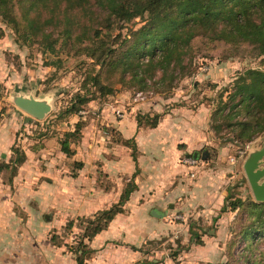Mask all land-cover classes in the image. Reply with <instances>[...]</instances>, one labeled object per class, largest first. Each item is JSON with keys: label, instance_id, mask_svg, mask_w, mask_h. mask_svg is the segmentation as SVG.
I'll return each instance as SVG.
<instances>
[{"label": "rangeland", "instance_id": "obj_1", "mask_svg": "<svg viewBox=\"0 0 264 264\" xmlns=\"http://www.w3.org/2000/svg\"><path fill=\"white\" fill-rule=\"evenodd\" d=\"M140 23V20H137V26ZM125 24L113 20V27L108 29L109 23L105 22L104 29H108L113 37L117 35L118 43L121 38L129 35L132 23ZM61 44L62 38L57 42L55 51H51L38 42L24 40L14 27L0 16V121L6 119L14 121L21 135L42 136L61 133L63 135L65 128L75 125L78 119H83L86 125L82 129L89 126L93 136L98 139L96 142L98 145L93 144L97 145L95 154H91L97 164L93 166L100 167L103 160L111 163L107 173L105 168L101 167L100 180L103 184L110 185L111 178L108 179L106 175L111 174L115 179L114 185L120 188L119 193L123 189V158L125 165L128 164L129 158L133 159V147L130 146L132 141L128 142L129 145L123 143V112L125 115L140 117L146 126L153 122L157 113L160 118L161 111L170 108L171 102L183 105L189 110L205 106L209 110L208 120L212 128V116L228 100L239 71L249 66L264 68V56L258 55L252 46L243 45L236 55L231 56L228 55L230 50L223 52L222 47L208 54L197 52L190 60L189 73L178 78L175 85L165 91L157 92L153 86L136 89L129 83L117 81L115 75L110 80L115 87L112 93L103 96L96 91L93 98L78 112L58 117L57 114L70 102L73 93L83 87V80L92 67L91 58L86 54H77L73 49L69 50ZM99 67L96 65V69ZM107 75L105 70L102 71L105 82L109 81ZM84 90L85 88L82 89ZM140 91L143 97L139 96ZM17 94L45 99L51 104V110L43 118H36L15 103L14 97ZM157 100L161 103V110L153 108ZM227 110L228 108L225 111ZM218 120L222 122L223 118ZM212 130V142L205 144L209 147L203 145L198 156L200 175L194 179L201 182L199 187H202V190H199V193L191 190L189 195H186L184 183L187 180H184L183 175L184 172L190 175V172L186 170L189 165L183 158L189 153L182 152L177 157L176 172L173 176L170 165L161 166L162 171L158 172L163 179L169 180L173 177L170 183L176 179L174 183L181 185L179 192L174 194L170 190V185L164 184L165 188L162 189L164 197L160 202L153 200L161 206L165 215L161 216L160 220H155L156 222L147 223V217L151 220L155 218L148 212H142L139 200L130 203V199L125 203V211L119 213L110 224L112 226L107 235L113 238L114 242L123 243L124 238H132L138 243L136 245L142 246L143 260H147L145 264H162L166 260L167 264H227V260H232V254L240 261H244L246 255H258L255 264H264V258L261 260L259 256L264 251V233L252 241L250 246L247 245L248 241L241 237L240 229L247 222L248 211L244 208H228L221 211L223 204L218 206L217 200H213L215 198L212 197L215 194L220 195L221 192L226 193L227 187L231 186L234 197L255 198L243 164L250 151L262 146L264 132L245 143L235 140L225 144L222 142L223 137L231 136L232 133L226 127L218 134L213 128ZM93 140L95 141V138ZM24 142L26 141H21L20 144L23 145ZM247 143H250V147H247ZM90 148H93L92 145ZM138 148L137 146L139 156L141 152ZM243 149L247 151L241 152ZM80 151L82 153V148ZM147 152L152 156H162L163 153L165 154L163 158L167 156L166 150L147 149ZM143 164L151 166V162L145 159ZM139 165V162H135L131 171L124 172L127 177L124 185L137 167H140L141 172L142 167ZM72 166V169L71 166L68 167L73 172L79 169ZM180 168L185 170L181 171ZM193 197H198L199 202L191 201ZM110 200L104 199L106 202ZM64 211L66 208L55 205V200L48 201L49 225H62L57 229L66 236L68 245H72L77 243L83 234V228L78 225L81 215H72ZM70 219H74V225L71 229H66ZM191 221L201 225L202 229L208 228V233L202 236L203 244L190 243L189 248L181 249L180 243L183 245L189 243ZM145 231H148L149 235H146ZM176 249L180 252L173 258Z\"/></svg>", "mask_w": 264, "mask_h": 264}, {"label": "trees", "instance_id": "obj_2", "mask_svg": "<svg viewBox=\"0 0 264 264\" xmlns=\"http://www.w3.org/2000/svg\"><path fill=\"white\" fill-rule=\"evenodd\" d=\"M0 16L24 40L38 42L45 49L55 51L62 38L63 47L91 58L92 67L83 80V87L73 93L58 117L78 112L96 91L103 96L112 93L115 87L110 80L115 75L117 81L129 83L136 89L153 86L155 91L161 92L189 73L190 60L197 52L208 54L222 47L223 52L230 50L228 55L231 56L247 45L264 56V0H0ZM113 20L132 23L129 35L123 39L120 36L118 43L119 37H113L108 31L113 27ZM137 20L141 22L138 26ZM105 22L109 23L108 29H104ZM104 70L108 73L109 81L106 82L102 77ZM158 116L159 113L147 125H157ZM221 117L222 122L218 120ZM136 119L138 125H145L140 117ZM84 125L83 119H78L73 129L64 130L60 144L68 155L74 154L72 144L81 138ZM211 127L216 134L223 127L232 133L223 137L225 144L235 140L245 143L264 132V68L249 66L239 71L228 100L212 116ZM123 139L128 145L132 141V157L137 163L134 136H123ZM12 150L15 155L9 161H0V171L9 168L13 174L17 165L25 160L26 154L20 145H13ZM195 151L200 156V149L186 153L194 155ZM82 165L83 161H74L75 167ZM139 168L123 186L117 200L91 214L81 215L78 225L83 228V234L77 243L68 245L66 236L56 229L52 232L51 240L69 246L76 254L78 264H83L94 251L85 238L93 239L109 227L117 214L125 211V203L138 186ZM227 191L221 211L228 208L248 211L247 222L240 232L250 246L264 233V200L234 197L231 186ZM73 225L74 219H70L66 229ZM189 232V243H180L181 249L189 248L190 243L203 244L202 236L208 233V228L202 229L201 225L191 221ZM131 246L144 251L142 246ZM179 249L173 252V258L179 254ZM231 256L232 260H227V264H255L258 255H246L244 261ZM259 256L262 260L264 251ZM146 262L143 260L144 264Z\"/></svg>", "mask_w": 264, "mask_h": 264}, {"label": "crops", "instance_id": "obj_3", "mask_svg": "<svg viewBox=\"0 0 264 264\" xmlns=\"http://www.w3.org/2000/svg\"><path fill=\"white\" fill-rule=\"evenodd\" d=\"M153 108L162 109L159 100L154 102ZM161 112L162 116L155 126L138 125L135 116L123 117V136H134L141 152L138 162L142 169L136 177L138 186L132 192L129 202L139 200L142 212H148L155 218L151 220L147 217V223L156 222L155 220L161 218L151 211L154 207H161L153 200L160 202L164 197L163 185L169 184L174 194L179 192L181 186L174 183L176 179L170 183L173 177L169 180L163 179L160 174L161 166H172L170 171L173 176L176 172L177 157L182 152H191L212 142L213 130L210 128L207 107L198 106L197 110H189L183 105L171 102V107ZM73 128L74 125L67 129ZM18 131L17 123L14 121L10 122L7 119L0 121V161H9L15 155L13 145H20L26 154L25 160L17 165L15 173L11 174L9 168L0 171V264H78L76 254L69 246L56 244L51 240L52 232L55 229L59 232L57 228L62 225H49L48 201L55 200V205L66 208L64 212L72 215H88L110 205L118 199L120 188L114 185L115 179L111 174L106 175L108 179L111 178L109 179L111 184H103L100 180V171L101 167H104L106 173L109 172L108 166L111 163L103 160L100 167H94L97 164L91 154H95L98 139L93 136L89 126L82 129L81 138L72 144L75 149L72 155L61 149L62 133L37 136L21 135ZM21 141L26 142L21 145ZM94 143L97 145H93ZM78 145L82 148V153ZM90 145L93 148H90ZM145 148L166 150L167 156L163 158L164 153L162 156L148 155ZM144 159L151 162L150 167L143 164ZM75 160L83 161V165L73 174L68 166L72 169ZM188 165L189 168L186 170L190 175H186V172L183 175L184 180H187L184 183L186 195H189L191 190L199 193V190H202V187H199L201 182L194 179L200 175L199 165ZM134 166L135 160L129 158L128 164L125 165L123 158V186L127 179L124 172L131 171ZM227 192L226 189V193L212 195L218 206L224 203ZM104 199L111 200L106 202ZM191 201L199 202L198 197H193ZM111 226L103 229L93 239H85L94 251L85 258L83 264H144L141 250L131 246L138 243L132 238H124L123 243L114 242L113 238L107 235ZM145 234L149 235V232L145 231ZM167 262L166 260L162 264Z\"/></svg>", "mask_w": 264, "mask_h": 264}, {"label": "water", "instance_id": "obj_4", "mask_svg": "<svg viewBox=\"0 0 264 264\" xmlns=\"http://www.w3.org/2000/svg\"><path fill=\"white\" fill-rule=\"evenodd\" d=\"M14 101L36 118H43L51 110V104L47 100L32 95L17 94ZM194 156H198V151L194 152ZM243 166L255 199L264 200V141L261 147L250 151ZM151 212L156 216L165 215V211L158 207H154Z\"/></svg>", "mask_w": 264, "mask_h": 264}, {"label": "built area", "instance_id": "obj_5", "mask_svg": "<svg viewBox=\"0 0 264 264\" xmlns=\"http://www.w3.org/2000/svg\"><path fill=\"white\" fill-rule=\"evenodd\" d=\"M138 94H139L140 97H143L142 96L143 95L142 91H140ZM122 115L124 116V112H123ZM247 147H250V143H247ZM245 151H247V149L241 150V152H245ZM183 160H184V162H186V163H188L190 165H196L199 162L198 157L197 156H194V155L185 156L183 158Z\"/></svg>", "mask_w": 264, "mask_h": 264}]
</instances>
